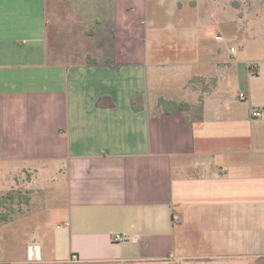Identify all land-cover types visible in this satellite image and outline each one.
<instances>
[{"label": "crops", "instance_id": "1", "mask_svg": "<svg viewBox=\"0 0 264 264\" xmlns=\"http://www.w3.org/2000/svg\"><path fill=\"white\" fill-rule=\"evenodd\" d=\"M214 2L0 0L2 174L59 184L68 258L264 259L263 71L237 58L226 76L214 68ZM212 74L199 119L159 112L160 97L191 105L188 83ZM253 78L261 88L244 90Z\"/></svg>", "mask_w": 264, "mask_h": 264}, {"label": "rangeland", "instance_id": "2", "mask_svg": "<svg viewBox=\"0 0 264 264\" xmlns=\"http://www.w3.org/2000/svg\"><path fill=\"white\" fill-rule=\"evenodd\" d=\"M211 5V18L216 16L215 19H218L219 14L221 19L220 28L215 27L213 32L215 38H221L220 43L217 42L220 46L213 47L216 52L213 59L214 68L220 71L219 74L224 75L233 71L236 58L241 62L254 61L263 71L259 80L264 81V0H215ZM231 48L236 49L235 54L230 53ZM218 54L219 57H216ZM226 64H228L227 68ZM249 66L252 68L251 71H256L255 63H249ZM219 74L208 77L198 76L188 83L191 88H195L196 97L190 103L191 109L184 112L186 119H199L203 92L210 93L215 89L220 79ZM224 85H229L226 90V86L224 87L227 98L236 99L237 93L240 92L238 83L228 81ZM246 88L257 91L261 87L253 78L243 85V89ZM135 104H139L137 100ZM236 106L241 113H246L250 102L248 99L240 100ZM11 167L12 164L0 163V196L12 191L16 193L10 221L0 224V264H81L76 258H68V243L62 237V233L65 232L64 226L58 228L63 219L62 213L58 211L59 204L63 203V192L55 190L59 184L49 186L43 177H37L34 181L31 177L33 172H18L11 177L2 174V171L4 174H10ZM32 181L34 183L30 185ZM26 196L31 198L29 203L24 202ZM5 211V208L0 209V212ZM53 242L59 248V254L53 255L54 259L50 256L51 248H54ZM36 247L40 248L39 255ZM58 256H61L62 262L55 261ZM246 262L264 264V259ZM103 264H180V262L167 258L162 260L142 258V260Z\"/></svg>", "mask_w": 264, "mask_h": 264}, {"label": "trees", "instance_id": "3", "mask_svg": "<svg viewBox=\"0 0 264 264\" xmlns=\"http://www.w3.org/2000/svg\"><path fill=\"white\" fill-rule=\"evenodd\" d=\"M96 62L94 61L93 64ZM158 107L159 112L164 114H174L178 111H189L191 109V106L188 103L185 102H176L172 100H166L163 97H160L158 100ZM132 108L134 111L139 112L142 110V107L138 104H135V101H132ZM200 111H202V107L200 108ZM185 120H187L185 118ZM16 199V193L15 192H8L5 195L0 196V209L5 208V212H0V224L1 223H7L10 221V213L12 212V206ZM30 197L26 196L24 198L25 203H29Z\"/></svg>", "mask_w": 264, "mask_h": 264}, {"label": "built area", "instance_id": "4", "mask_svg": "<svg viewBox=\"0 0 264 264\" xmlns=\"http://www.w3.org/2000/svg\"><path fill=\"white\" fill-rule=\"evenodd\" d=\"M235 52H236V49L235 48H231L230 49V53H232V54H235ZM225 67L227 68L228 67V64H226L225 65ZM250 69H252V68H250ZM254 73H256V71H253ZM239 98L241 99V100H243V99H246V96L244 95V94H240L239 95ZM250 116H251V118L252 119H260L261 118V116H262V112H261V110L260 109H258V108H253L252 110H251V112H250ZM122 240V236H116L115 237V241H121Z\"/></svg>", "mask_w": 264, "mask_h": 264}, {"label": "water", "instance_id": "5", "mask_svg": "<svg viewBox=\"0 0 264 264\" xmlns=\"http://www.w3.org/2000/svg\"><path fill=\"white\" fill-rule=\"evenodd\" d=\"M35 249H36L37 255H39L40 254V248L36 247Z\"/></svg>", "mask_w": 264, "mask_h": 264}]
</instances>
